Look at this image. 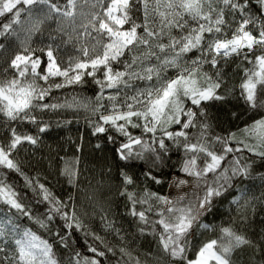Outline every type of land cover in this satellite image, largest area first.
<instances>
[{
  "label": "snow or ice",
  "instance_id": "6c2138e0",
  "mask_svg": "<svg viewBox=\"0 0 264 264\" xmlns=\"http://www.w3.org/2000/svg\"><path fill=\"white\" fill-rule=\"evenodd\" d=\"M46 25L49 43L33 48L32 38ZM12 40L20 42V50L6 59ZM69 45L76 55L62 66L56 53ZM37 52L46 55V67ZM233 57L252 66L243 69L238 94L225 72ZM4 59L0 117L9 135L0 141V264H102L106 256L95 245L88 248L91 257L72 248L74 232L84 229L74 196H57L25 172L15 155L25 143L38 145L40 134L50 128L35 112L60 108L88 110L96 117L89 120L93 135L107 134L112 143L122 138L115 148L116 175L109 166V179L117 181L138 233L156 241L167 264H264V219L254 226L249 216V211L255 215L257 199L264 211V194L250 197L240 188L230 201L238 221L205 222L237 184L253 178L254 161L242 163L235 155L228 160L229 154L246 149L264 161V150H258L264 149V115L239 130L257 144L240 140L242 147H233L237 133L222 125L242 113L225 111L222 119L211 111L217 104L227 109L234 100L246 111L264 110V0H0ZM56 77L62 80L49 82ZM86 77L98 86L94 98L46 102L54 89L83 87ZM25 123L35 125L36 133L17 130ZM173 149L183 152V177H173L169 187L191 185L193 192L173 197L146 185L138 191L132 171L137 162L145 180L161 184ZM9 173L22 179V187L9 180ZM60 175L78 187V168L65 166ZM259 179L264 184V174ZM106 227L119 235L112 221L106 220ZM204 231L216 235L200 241ZM85 235L103 243L99 235ZM57 245L66 250L63 260Z\"/></svg>",
  "mask_w": 264,
  "mask_h": 264
},
{
  "label": "trees",
  "instance_id": "16d2710c",
  "mask_svg": "<svg viewBox=\"0 0 264 264\" xmlns=\"http://www.w3.org/2000/svg\"><path fill=\"white\" fill-rule=\"evenodd\" d=\"M50 29L45 26L43 34L34 36L31 40L33 48H42L49 43L48 34ZM23 38V37H22ZM12 47L6 54V59H10L11 55L20 50V42L16 40L11 41ZM45 63L41 67H46V55L37 52ZM58 56V62L62 66L66 65L68 57L74 56L71 45L66 49H61ZM191 55H194L191 54ZM6 59L0 60V68L6 66ZM252 66L247 62L241 63V58L233 57L225 72L229 87H235L236 93H239V84L243 77V69L251 68ZM56 78L49 81L56 82ZM86 83L83 87L73 85L66 87L65 90L70 96H77L78 99L83 100L85 97L94 98L98 92V86L92 82L90 77H86ZM43 82V81H41ZM107 104V101H105ZM213 113H218L221 118L224 117L225 111H239L242 113L238 120L228 119L222 125L225 131L236 132V141L233 142V147H242L237 142L244 140L250 145L257 144L253 138L246 137L239 130L244 128L247 124H251L254 120L260 119L264 115V110L257 112L246 111L242 102L233 101L227 109L221 110L219 104L212 107ZM37 117L50 125L46 133L40 134V141L38 145L33 146L25 143L15 153L18 160L23 164L25 172L30 176H38L42 183L52 189V191L63 199H67L68 194L74 196L77 214L80 216L84 224V229L74 232L72 236V248L79 251L82 256L91 257L93 253L88 251L90 245L100 247L106 252V256L102 259V264H167L165 259H162V253L155 240L151 236H141L137 231L136 222L128 215L126 207L127 201L120 197L117 192V181L109 179L107 169L112 168L111 176L116 175L117 159L115 155V148L118 146L120 137H117V143L109 142L106 139L107 134L93 135L92 127L89 120H95L96 117L90 111L83 108H71L60 112H43L42 115L35 112ZM71 121L70 123H65ZM178 128V126H173ZM18 131H26L30 134L36 133V126L25 123L17 128ZM134 135H140L139 129L131 130ZM218 132L224 134L221 129ZM109 134L116 135L114 132ZM9 135L7 126L3 123V117H0V141H4ZM101 147L98 149L97 144ZM219 145L217 148L219 149ZM264 150V149H258ZM242 157V163L246 161H254L252 165V179L245 180L243 184H237V187L232 191V195L228 196L226 200H222L217 205L218 211L214 217H206L205 222L212 221L215 224L227 223L230 219L239 220V215L233 211L236 207L230 203L235 195H239V189L244 188L248 191L250 197L261 198L264 194V184L259 179L260 174H264V161L255 157L246 149L242 152L229 154L228 160L232 156ZM183 158L182 150L173 149L170 153V160H167L163 166L161 177L163 183L155 184L150 180H145L141 174L143 169L137 162V167L132 169L138 177L137 188L142 191L146 185L150 190L158 192L162 195H170L169 183L173 177H183L179 171V162ZM79 161L77 164L76 161ZM68 167H76L79 169L80 176L78 187H73L67 183L66 177L60 175L61 171ZM7 171V170H5ZM9 180L22 187L23 181L14 173H9ZM187 192L191 194L193 188L191 185ZM27 191V190H25ZM31 193L29 192V197ZM174 197V196H173ZM256 212L253 216L249 211L250 220L254 226L260 224L261 219H264V211L261 210L259 199L255 200ZM43 210L42 208L40 209ZM243 211V210H241ZM105 217L106 219H102ZM106 220L113 222V227L119 229V235L112 229L106 227ZM27 223V221H25ZM39 234H44L38 226L30 225ZM85 232L94 233L103 238V243L93 240L92 235H85ZM216 235L214 232L204 231L202 235H198L200 241L208 240ZM123 237V239H121ZM105 245L111 246L114 252H108ZM125 251L122 253L120 249ZM57 256L62 260L65 258L66 250L57 245ZM192 255V253H190Z\"/></svg>",
  "mask_w": 264,
  "mask_h": 264
},
{
  "label": "rangeland",
  "instance_id": "374dc122",
  "mask_svg": "<svg viewBox=\"0 0 264 264\" xmlns=\"http://www.w3.org/2000/svg\"><path fill=\"white\" fill-rule=\"evenodd\" d=\"M60 80H62V78L58 77L56 79V82H60ZM40 83H43V82H40ZM72 99V96H70L68 94V92L65 90V88L63 89H59V90H53L50 94L49 97L46 98V102H49V103H63L65 100H69L71 101ZM68 109H71V108H60V109H57V110H45V111H36V113L42 115L41 113L43 112H60V111H66ZM190 190V186H185L179 190H177L176 188H170L169 187V192L172 196H178V195H181L183 193H187L188 191Z\"/></svg>",
  "mask_w": 264,
  "mask_h": 264
}]
</instances>
